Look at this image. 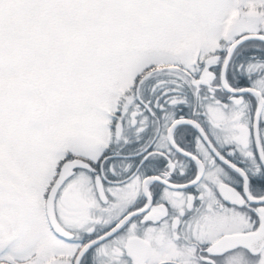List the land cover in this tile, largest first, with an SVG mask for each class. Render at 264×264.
<instances>
[{
	"label": "snow or ice",
	"instance_id": "snow-or-ice-1",
	"mask_svg": "<svg viewBox=\"0 0 264 264\" xmlns=\"http://www.w3.org/2000/svg\"><path fill=\"white\" fill-rule=\"evenodd\" d=\"M0 264H264V0H0Z\"/></svg>",
	"mask_w": 264,
	"mask_h": 264
}]
</instances>
